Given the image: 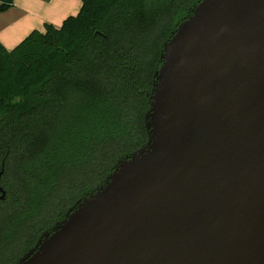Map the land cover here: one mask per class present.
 <instances>
[{
	"label": "water",
	"instance_id": "95a60500",
	"mask_svg": "<svg viewBox=\"0 0 264 264\" xmlns=\"http://www.w3.org/2000/svg\"><path fill=\"white\" fill-rule=\"evenodd\" d=\"M161 61L147 144L19 264H264V0L199 1Z\"/></svg>",
	"mask_w": 264,
	"mask_h": 264
},
{
	"label": "trees",
	"instance_id": "16d2710c",
	"mask_svg": "<svg viewBox=\"0 0 264 264\" xmlns=\"http://www.w3.org/2000/svg\"><path fill=\"white\" fill-rule=\"evenodd\" d=\"M15 0H0V13ZM201 0H82L57 29L0 43V264H19L70 207L148 142L164 44Z\"/></svg>",
	"mask_w": 264,
	"mask_h": 264
},
{
	"label": "crops",
	"instance_id": "0c3cea01",
	"mask_svg": "<svg viewBox=\"0 0 264 264\" xmlns=\"http://www.w3.org/2000/svg\"><path fill=\"white\" fill-rule=\"evenodd\" d=\"M81 8L82 0H15L12 8L0 13V43L13 50L31 33L45 32L47 25L61 28Z\"/></svg>",
	"mask_w": 264,
	"mask_h": 264
}]
</instances>
